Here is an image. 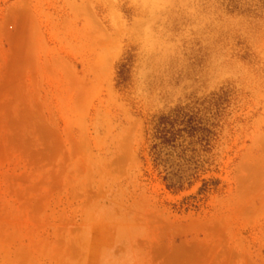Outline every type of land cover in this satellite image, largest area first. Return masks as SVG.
I'll return each mask as SVG.
<instances>
[{"label": "rangeland", "instance_id": "obj_1", "mask_svg": "<svg viewBox=\"0 0 264 264\" xmlns=\"http://www.w3.org/2000/svg\"><path fill=\"white\" fill-rule=\"evenodd\" d=\"M0 264H264V0H0Z\"/></svg>", "mask_w": 264, "mask_h": 264}]
</instances>
